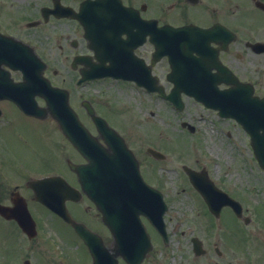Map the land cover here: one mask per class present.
Wrapping results in <instances>:
<instances>
[{
    "label": "rangeland",
    "instance_id": "374dc122",
    "mask_svg": "<svg viewBox=\"0 0 264 264\" xmlns=\"http://www.w3.org/2000/svg\"><path fill=\"white\" fill-rule=\"evenodd\" d=\"M65 2L76 8L79 0H65ZM169 2L171 3L172 0H165V3ZM150 4L151 7L147 9H150L148 13L154 14L150 16L158 15L160 17H168L171 20H173L172 18L176 16L177 10L179 9V7L174 6V4H170L169 6L164 5L159 7V11L156 12L157 6L151 2ZM221 13V9H217L214 12L215 15L217 14L219 16H221ZM52 20V25H49L46 31L39 33V49L47 58V61L51 63V68L57 70V74L53 75V79L59 83L63 82L70 85L72 77L76 75V72L70 69L69 62L66 60L65 56L74 52L72 47L69 45L72 38L77 39L79 43H84L81 36L80 26L72 19ZM196 21L202 20L196 18ZM71 85L70 89L74 96V101L83 95L92 97L98 113L107 118V120H109L110 123L115 125L117 128H120V130L127 136L131 146L140 158L144 176L146 178L149 177L151 181L160 185L165 191L166 199L169 202L167 218L172 223L179 222L180 229L185 232L183 237H173L171 249H175V251H177L179 250V245L181 247L180 254L184 256L183 259H185V264H189L188 260H186V256L190 255V243L188 236L195 232L203 233V222L198 223L197 219L196 221L194 220L195 218H202L203 212L200 201H196L195 195L190 192L187 185L188 182L185 180L181 166L183 164H187L192 167L205 165L208 169L212 170L223 168L224 157L227 158V153H232L233 149L224 140V136L220 134L217 129H215L216 123H219L221 126L222 124L216 119H210L211 115L205 114L207 119L199 123L201 128L197 130V133H191L186 128H182L181 121L187 120V122L189 121L194 123L196 112L199 111V109L193 105V102L189 97H184V110L181 111V113H177L164 99L152 95H140V93L136 92L134 89L127 88L123 90V85L118 84L114 86L109 83L98 85L95 82L89 85V88L75 86L74 84ZM86 88L89 92L86 91ZM93 88L101 89L102 93H96V90ZM75 105L87 123L89 120L88 116L84 113L78 102L75 101ZM12 119L14 120L15 132L17 128H23L22 126L24 123L22 120L29 123L35 122L34 120L25 119L18 115L12 116ZM30 129L35 130L23 131V135H20H25L30 140L31 145H27L20 141L17 137H13L10 146L9 139L3 145L8 149L7 153L9 150H25L28 155L27 162H24L20 168H25L32 174H43L44 170L48 168L56 170L61 169L62 163L58 159L53 143V140L56 139L57 136L52 134L51 129H48L43 125L36 124ZM15 132H13L14 135ZM60 144H63V146ZM33 145H35L39 151L35 156L31 154L30 150V147H33ZM147 146L159 149L165 154V159H154L146 154L145 148ZM57 147L58 150H60V158L63 159L62 152L64 151L62 150H66V147L62 140H57ZM70 156L72 157V155ZM16 167L17 166L14 162H9L4 168L15 169ZM260 172L258 173L259 179H262V172ZM10 174L11 176L16 175L12 172ZM181 175L183 176L182 179H180ZM183 183H185L184 189H182L181 186ZM228 187H234L231 180ZM256 195L261 196V194ZM194 198L196 202L194 201ZM196 206L199 210V215L197 212L194 213ZM224 217V220L228 221L232 230L238 231L236 219L226 212L224 213ZM260 217L263 218L262 215ZM42 218L46 221H52V219H50V217L46 214L42 215ZM207 218L208 217L205 214L203 220H206ZM6 225L7 224L5 222L0 220V229ZM191 230L194 231L190 232ZM4 233L5 240L9 241V244L6 246H9V249L10 247L15 249V239L17 236L16 238L9 236L11 239H8L7 231ZM152 235L156 242V234L152 232ZM225 238L230 243L233 242V248L237 252H240L244 247V240L248 239V235L246 233L240 234L238 241L225 231ZM41 240V237L33 239L32 241L28 240V246L32 244L33 249H35L34 255H40L36 249H41V247L44 248L46 246V243L42 244ZM215 241L223 244V239L220 234H213L209 238L208 235H206L205 245L210 246ZM68 245L69 247H67V250L72 251L74 243L68 242ZM237 256L238 255L235 254L233 257ZM74 258H78L80 262L86 259L85 251L75 254ZM76 263L79 262L76 261ZM38 264L49 263L42 258ZM180 264H182V262H180ZM194 264H209L208 257H197V261Z\"/></svg>",
    "mask_w": 264,
    "mask_h": 264
},
{
    "label": "flooded vegetation",
    "instance_id": "af4514ba",
    "mask_svg": "<svg viewBox=\"0 0 264 264\" xmlns=\"http://www.w3.org/2000/svg\"><path fill=\"white\" fill-rule=\"evenodd\" d=\"M122 1L129 5L134 0ZM59 2L65 4L63 0H59ZM240 2V4H235L237 9L232 10V14L225 9L222 11L223 20L218 19L235 33L232 40L228 42L227 50L219 55L222 63L233 72L239 81L252 84L254 95L258 99H262L264 97V0H240ZM53 9V0H0V94L9 91L16 84H20L28 67H32V53H39V32L46 30L48 23L52 21ZM210 19L213 20L214 17L211 16ZM78 51L85 53L86 49L81 46ZM65 57L68 59V56ZM46 63L48 64V61ZM0 112V118L7 119L10 124H14L12 116L31 118L24 116L23 111L11 100L5 98H0ZM225 121L229 124L231 120L225 119ZM22 122L24 125L23 128H19L20 134L23 131L35 130L30 128L37 124L36 121L29 123L22 120ZM234 125L235 137L250 149L251 138L240 125L235 123ZM7 130L5 128L0 131V139H4ZM259 132L262 133L263 130L259 129ZM8 139V137L5 138V142ZM7 150H4L5 153L0 156V159L11 157V153H7ZM243 171L245 169L240 164L232 169V172L237 173L239 177L243 176ZM251 175L259 177L256 171H252ZM261 176L263 175L261 174ZM69 181L75 183L76 179L72 176ZM17 189L21 191V186ZM259 190L257 194H261V196L256 195V198L244 195L246 193L244 188L239 193L244 201H241L244 212L249 215L246 222L242 218L243 227H238L239 234L246 233L248 235V239L244 240V247L240 251L243 254L233 257L237 253L233 248L234 243H230L225 238V231L230 235L233 233L228 221L222 220V218L213 219L224 222V227L221 228L223 244L218 246L214 243L212 247L206 248L204 255L208 254L209 264H264V190L263 188ZM10 194V190L8 196L1 192L0 201L9 203ZM67 207L72 215L75 213V216L79 218L84 211L93 208L86 197H83L81 202L68 203ZM223 210L224 213H229V208ZM43 214V210L36 214L38 232L36 239L41 237L42 244L46 243L44 248L36 249L40 256L34 255L35 249L32 244L28 246L29 237L22 235L16 229L19 242L15 244V249L12 247L9 249V246H6L9 243L6 242L4 235L0 234V264H38L42 258L49 264H76V261L81 263L78 258L72 259L68 255L67 247L69 245L65 239L66 231L63 226L55 220L52 214L48 215L50 219L55 220L56 224L41 219ZM93 214L97 216L95 211ZM261 215L263 218L260 217ZM252 221H254V225L251 227ZM9 222L14 225L12 221ZM212 222L209 220L205 228L208 230V237L213 235L214 224ZM204 235L206 236V234ZM237 240L239 241V239ZM22 241L26 244L23 245ZM146 263H149V259Z\"/></svg>",
    "mask_w": 264,
    "mask_h": 264
},
{
    "label": "water",
    "instance_id": "95a60500",
    "mask_svg": "<svg viewBox=\"0 0 264 264\" xmlns=\"http://www.w3.org/2000/svg\"><path fill=\"white\" fill-rule=\"evenodd\" d=\"M96 9H99V8H96ZM95 13L96 11L87 12L88 17ZM73 16L79 17V13H75ZM108 19H109V16H106L105 21H107ZM102 23H104V21H96V22L91 21L88 23V25L89 27L94 28L98 26V24H102ZM164 30L165 28L159 29V31H164ZM189 32H190L189 29H181V28L165 30V33H167L168 35L175 36L173 42H176L179 38H182L179 44L180 45L179 50H180L181 55H185L187 52H189L190 50L188 49V47H190L192 44H195L198 42L202 44L208 41L207 32L199 33L202 37H204L201 39H196L194 36H190L189 34H187ZM151 35H152V38L153 36L155 37L154 33H151ZM153 40L155 41L154 38ZM155 42H156L157 49L162 50L163 49L162 44L159 43L158 41H155ZM97 52L98 50H96V54ZM110 59L117 60L115 56H113ZM113 62L114 61H111V65L106 67L105 70H110ZM95 68L100 69L101 66L93 65L89 72H93ZM100 71L101 70H99V72ZM111 71L118 72L116 69V64H113V68L111 69ZM182 88H185L187 91H190L189 87H182V85L179 84L178 87H176L174 93L170 95V97L173 100H175L176 94H178V92ZM52 113L56 117V119L59 121L62 128H65L67 132H70V129L68 125L66 124L68 120L65 117L63 118L62 114L59 112H52ZM94 120L103 121L100 118L95 119V117H94ZM106 141L110 145L118 147L115 153L109 154L108 152L101 149L99 144H97L94 140H91V139H86V142L80 141L79 143L73 140V142L79 148H82L83 154L89 158V162L85 165L78 166L77 170L79 171V173H82V181H83L84 186H94L95 187L97 186L98 182L94 181V176L92 175V172H95L97 170V160L96 159L100 156L101 157H111V160L108 162V164L113 166V182L112 184L101 182L102 186L107 187V189L102 192V194L107 198V204L106 206L102 205V208L105 212L107 222L109 223V214L111 211H110V206L108 204V199L110 198L111 195H116V207H115L116 222L113 221L114 224L112 225L114 227H117L119 231L123 230L122 226H124V228L126 226H129L130 228H132L134 232V237H133V241L130 243L127 241V239H119V244L122 246V248L119 245H117V248H115V251L112 255L116 256L117 254H122L126 260L131 261L133 253L136 251V246L132 247L131 245H137L142 240V238L145 236L142 224L138 218L139 212L144 211L145 213H147L151 217V219L154 221L155 225L158 226V221L160 220L161 214L163 213L165 206L161 204L162 206L159 207L158 205L152 206L148 204V203H153V200H151L149 196L147 195L142 197L141 204L138 202H135V196L138 194V191L134 187L136 185H139L141 188L143 187L140 182V178H139L140 176L137 170L136 163L126 150H120L119 143L117 142L114 136H109L108 138H106ZM150 151L158 155V153H156L155 151L153 150H150ZM118 155H120L121 159L117 160ZM188 173H189L190 178L192 179L194 176V173L190 170H188ZM102 179H104V177H102ZM90 191L93 192L91 189ZM135 204H138L141 207L139 211H135L133 209V206ZM0 212L7 217L13 216V214L11 213V210L5 209L3 207L0 208ZM16 217L18 218V220L21 221L23 225H26L24 212L22 209L20 208L17 209ZM112 255H108V256L111 257ZM114 264H117V263L114 262Z\"/></svg>",
    "mask_w": 264,
    "mask_h": 264
}]
</instances>
